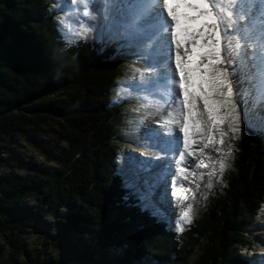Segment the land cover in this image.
Instances as JSON below:
<instances>
[{"label":"trees","instance_id":"1","mask_svg":"<svg viewBox=\"0 0 264 264\" xmlns=\"http://www.w3.org/2000/svg\"><path fill=\"white\" fill-rule=\"evenodd\" d=\"M54 4L0 0V230L9 240L7 261L251 264L238 251L264 207V135H241L226 186L191 225L178 231L160 223L133 198L118 153L126 103L117 95L126 91L122 73L135 66L123 54L115 59L113 42L101 44L99 35L67 38ZM22 139L51 165L25 162ZM25 224L40 230L49 258H31ZM4 254L0 245V259Z\"/></svg>","mask_w":264,"mask_h":264},{"label":"snow or ice","instance_id":"2","mask_svg":"<svg viewBox=\"0 0 264 264\" xmlns=\"http://www.w3.org/2000/svg\"><path fill=\"white\" fill-rule=\"evenodd\" d=\"M148 2L150 9L145 17L146 22L161 35H166L169 46L172 42L175 45L174 68L168 67L160 73L155 84L158 90L167 93L175 113L163 121L164 125H173L183 133V152L178 153L179 159L175 161L179 177L184 171L180 164L185 160V153L194 156L195 151L204 153L205 149L214 147L217 143L223 146L228 135V131L224 130L226 124L232 133L240 131V116L234 100L231 73L226 66H222L228 63L223 52L230 46L228 33L231 26L237 18H244L239 16L241 0ZM260 3L261 24L264 30V0H260ZM84 15L91 16L92 13L88 11ZM88 31L87 26L81 25L77 35L84 37ZM170 61L169 56V63ZM200 102L203 104L202 110L199 107ZM217 131L220 137L218 140ZM175 139L178 142L180 138ZM200 144L203 146L194 149V146ZM201 167V163L195 164L196 169ZM220 167L223 170L226 163L221 161ZM191 175L196 177L197 173L193 171ZM204 175L200 173L201 180ZM181 220L182 223L177 225L178 231L184 230V223H191L190 205L183 211Z\"/></svg>","mask_w":264,"mask_h":264},{"label":"bare ground","instance_id":"3","mask_svg":"<svg viewBox=\"0 0 264 264\" xmlns=\"http://www.w3.org/2000/svg\"><path fill=\"white\" fill-rule=\"evenodd\" d=\"M107 1L110 2V5L117 4L118 13L129 15L134 19L135 25H137L135 32H138V35L144 44L140 49L142 51L141 54L144 57L143 67L146 71L145 78L152 79V82L156 81V78L160 73L166 71L168 67H172L171 62L173 60V55L175 57L174 42L169 46L166 35H161L156 28L150 26V24L146 22L145 17L150 9V4L147 0ZM256 4L255 0H241L239 5V11L241 12L239 13V16L244 18H237L236 20L243 21L242 24L248 23V29L235 32L234 38H231L229 34L228 36L230 37V46L239 45V50L237 52L238 58L241 62L240 65L242 67V72L247 74L244 85L248 86L251 96L249 97L246 106L249 109L254 106V110L251 112V117L253 115L255 118L264 120V30L257 27H262L260 24L254 26V21L259 17L261 18L260 10ZM255 27L256 32L254 29ZM251 32V36L247 35ZM169 56L171 57L170 63ZM255 69L259 70V74L252 72V70ZM165 94L167 93L164 91V95ZM165 98L168 99V101H166L168 104L170 102L168 95L163 99ZM199 107L201 110L203 109L202 102H200ZM143 114L144 120L142 125L137 128L138 134H135L132 137L131 144L127 143V146L125 147L128 156V168L130 167L131 161L135 160L129 176L140 179L142 187L148 185L149 187L145 188H150V185L153 184V187L156 188L162 180L163 182L165 181L166 175L165 173H156L154 175L151 170L155 169L154 167H157L158 169H164L165 166L171 168L172 170L169 174L170 181L168 187L172 189L171 185H173L172 191L176 192V198L172 201L178 207V212L182 214L190 205L191 210L194 209L197 214L198 208L202 207L203 202L210 194L212 184L219 183L218 179L221 172L228 173L231 170V162L232 158H234L232 152L234 134L228 129L227 124L224 125V130L228 131V135L225 137V144L221 146L217 143L214 147L205 149L204 153H200L198 150L195 151V158H190V161L192 160V165L187 167V171L184 170L185 166L183 161L181 162L180 168L184 171L178 177L175 161L179 159V155L177 154L176 158H173V152L177 140L175 139V136L167 133L169 132L170 127L174 128L176 133H180L178 135L181 136V141L183 133L173 125H168L167 128L164 129L166 132L163 130V121L168 119L170 115H175L173 107L168 104L165 108L160 107L154 112ZM149 125L151 128H149ZM216 137L217 140L220 138L219 131L216 132ZM202 146V144L194 146V149ZM179 148L180 152H183L182 145ZM215 149H220V151H216ZM136 154H139L143 158H149L147 159L149 161L143 162V158H136ZM209 157H211V159H209ZM186 159L189 160V158ZM221 161L226 163V167L223 170L220 167ZM196 163H201L202 167L196 169ZM203 165H206V167ZM193 171L197 173L198 178H200V173H204L206 179H202L200 185L188 188V181H194V179L190 177V174ZM141 174L143 175L141 176ZM185 177H187V179L184 183L183 180ZM133 183L136 184L135 181H133ZM160 185L163 187L164 183H161ZM209 185H211V187H209ZM136 187L137 190H140V187H138L137 184ZM192 187H194V190L191 189ZM131 188H133V186H131ZM157 204L161 205L160 214L162 218H169V216L165 215L166 210H161L163 209L164 204ZM192 214L193 213L191 212V215ZM250 229H252V233L250 232L251 239L254 240L255 243H252V245L248 247L250 249H247L244 254H248V259L261 256L263 262L258 264H264V208L260 211L256 224L250 227L249 230Z\"/></svg>","mask_w":264,"mask_h":264},{"label":"rangeland","instance_id":"4","mask_svg":"<svg viewBox=\"0 0 264 264\" xmlns=\"http://www.w3.org/2000/svg\"><path fill=\"white\" fill-rule=\"evenodd\" d=\"M50 1H52L53 3H56V4H54V7H56L55 12L58 16H60L59 19H60L61 27L63 28L62 29L63 32L66 33L67 38H70L73 41H76L78 38H80V35H77V32H79L81 25H85L89 29V31L86 34L87 38L94 39V37L97 34H99L100 37H101V35L102 36L104 35L105 39H111L112 41L116 42L114 45L117 49L116 55L119 53L123 54L124 55V57H123L124 61L131 63L132 66H135V67L127 66L126 71H124V73H122V78L125 79L124 83H123V87L125 88L126 91H122L119 93V95H117L118 98H125V100L127 101V103L124 105L125 106L124 112H123L124 113V115H123L124 123L122 124V128L125 130V133H123L121 135V138H120V140H121L120 144L124 145L123 140H125V141L130 140L131 141L132 137L135 134H138V131L136 129L138 128V126L142 125V122L144 120V117H143L144 114L143 113L154 112L156 109H158L160 107L165 108L168 104L172 106L171 101L166 105V101H168V99L165 98L163 100V98L167 95V94L164 95V90H158L156 88V84H151L152 81H149L148 79H146L144 77V73H145L144 70L140 69L139 65H142L143 59H144L143 55L141 54L142 51L140 48L143 47L144 44L142 45L140 39L136 36V33H134V27H135L134 19H132L131 16H129V15H127V16L121 15L120 13L117 12V10L115 9L114 6H109L108 10L104 11V10L100 9L101 4L94 7V10H91V11L89 10L92 13L91 16H85L84 13L88 12V9H90L89 0H50ZM63 2L65 4H67L68 7L65 8L64 5L62 4ZM85 8H88V9L85 10ZM92 9H93V7H92ZM111 19H113V25H110L108 28V25L110 24ZM105 28H107V29H105ZM98 40L100 43H103L102 38L98 39ZM107 41H110V40H107ZM235 48H236V51L238 52L239 48L234 46L233 49H235ZM223 55H225V57L227 58L228 61H229L228 56H230V55H233V58L236 59V55H235L234 51L230 48V46L227 47V53L224 51ZM225 66L227 67V65H224L222 67H225ZM234 66L235 65L232 64V66L230 67L231 70ZM230 73H231L230 79L233 83L234 92H235L234 100L235 101L238 100V97L241 96L240 98H242V101L246 102V104H247L249 101V97L251 96V93H250L248 86L244 85V83L246 81L245 78H246L247 74H244L242 72V67L240 65H239V68L234 71L235 74L233 76H232V72H230ZM238 75L241 76L242 82H238L236 80V76H238ZM145 83H148L150 85V87H145L143 85ZM140 85H142L143 88L147 89V91L145 92L146 94L142 93L143 90H141V92H140V90H138V89H137L138 92L130 91L131 89H134L137 86L140 88ZM236 90L239 92H237ZM147 93L152 94L150 96H152L156 100L155 101L156 103H154V99L152 97H149L147 95ZM159 93H160L161 97H163V98H160ZM181 94H182V92H181ZM252 107L253 108L249 109L247 106H245L246 113H244V117L246 118V121L249 124H253V125H255V127H259L262 130H264V120H262L260 118H256L255 121H253V118L251 117V112L254 110V106H252ZM238 111H239L240 118H243L242 114L240 113L239 108H238ZM247 112H249V114ZM141 117H142V119H141ZM239 125H240L239 126L240 131L238 133H233L234 134V142H233L232 152H233L234 158H235V151H236L237 143L241 137L240 135L242 134L241 122H239ZM149 128H151L150 125H149ZM243 132H244V130H243ZM177 134H180V133H175L174 135L176 136ZM179 138L181 139V136H179ZM180 139L178 141L179 145L182 144ZM118 141H119V139H118ZM19 148H20L19 150H20L21 154L25 157V158H23L25 160V162H29V163L34 162V163L44 164V165H48V166L51 165L50 163H48L46 161V159L42 155L41 151L32 147V145L30 143H28L25 139L19 140ZM178 150H179V147L175 149L176 152ZM124 158L126 161V158L128 159V156L124 155ZM186 158H189V160H187ZM190 158H195V156L194 157L188 156L185 153V160L183 161V164L185 166V168H184L185 171H187V167L192 165L191 164L192 160L190 161ZM234 158H232L231 170L229 172L234 170L232 168ZM128 166H129V164H128ZM125 169H126V164H125ZM229 172L228 173L227 172L225 173L223 171L221 172L219 179H218L219 183H213L212 184V190H211L209 195H211L214 191L221 190V188L226 186L227 180H228L227 174H229ZM127 175H128V169H126V177H127ZM190 177L192 179H194V181L193 182L188 181V185H187L188 188H190L191 186L195 187L197 185H200V183H201L200 178H198L197 176L193 177L191 174H190ZM203 179L205 180L206 178L204 177ZM185 181H186V179L184 178L183 182L185 183ZM131 183L133 186V188H131V193L134 195V198L137 199L138 197H141V199H142L141 207L144 209H147V210H149V212H151L152 209H151V204H150L149 199L150 200L152 199L151 194H153L154 192L150 189H149V192L151 194L147 191H144V190H137L136 184L133 183L132 181H131ZM194 187H192L191 189L194 190ZM193 194H194V192H193ZM209 195L206 198V200L203 202L202 207L198 208L197 214H196V211L194 209L191 210V212L193 213L191 215V220L193 218L197 219L199 217V215L203 211H205V209H207V205H208L207 200L209 198ZM174 217H176V216H174ZM1 219H2V217H0V221H1ZM52 219H53V217L50 218V220H52ZM54 220H56L55 217H54ZM256 222H257V219L251 225L253 226L254 224H256ZM180 223H182L181 218L176 217L175 222L170 223V224L172 226L176 227V225H178ZM186 224L187 223H184L183 227H186ZM25 226L29 227L25 230V233L26 232H28V233H26V235H24L25 233L23 234L24 236H23L22 240L24 242L26 250L28 251V253L31 254V258L42 259V260L49 258L50 257V251H46L42 248L43 239L40 236V230H37L36 228L33 229L28 224H25ZM34 227H36V226L34 225ZM248 228H246L244 231L246 233L245 235L247 236V239L244 241L245 246L242 247L238 251V254H239L241 259H244L242 256H244L246 258L248 257V254H244V253L247 251V249H250L248 247L251 246L252 243L253 244L255 243L254 240L251 239L252 229L249 230ZM0 245H2L4 247V253H5L2 256V259H0V264H12L9 261H7L9 253H10L9 240L6 238V236L2 233L1 230H0ZM96 250H97V246H93V251H96ZM60 251H61L60 249L56 248V249L52 250V253L56 252L57 254H59ZM39 252L43 253V255H41V258L39 256ZM241 253H242V255H241ZM252 258L255 261L254 264H258V263L263 262L262 257L256 256V257H252ZM248 262H250V261H248ZM74 263L75 262H71V264H74ZM95 264H97V263H95Z\"/></svg>","mask_w":264,"mask_h":264}]
</instances>
